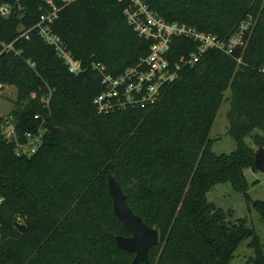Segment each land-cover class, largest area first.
<instances>
[{
    "label": "trees",
    "instance_id": "16d2710c",
    "mask_svg": "<svg viewBox=\"0 0 264 264\" xmlns=\"http://www.w3.org/2000/svg\"><path fill=\"white\" fill-rule=\"evenodd\" d=\"M144 1L164 20L220 39L248 15L253 23L231 54L210 51L183 68L152 107L106 114L91 102L99 76L91 69L69 74L35 30L13 41L17 53L0 52V83L15 88L10 113L18 138L41 122L55 129L43 131L29 156L15 155L0 135V264H129L133 253L114 242L129 232L112 213L109 173L127 207L157 231L147 260L136 264H229L247 238L250 263L264 264L253 229L227 220L230 214L206 199L213 185L228 183L264 221V199L249 197L243 173L257 171L245 139L264 148V0ZM122 7V0H75L59 9L51 27L73 57L116 74L147 47L126 25ZM46 8L42 0H19L18 9L0 17V49ZM45 84L47 109L39 100ZM223 99L234 148L215 154L208 131Z\"/></svg>",
    "mask_w": 264,
    "mask_h": 264
},
{
    "label": "built area",
    "instance_id": "2783aa9c",
    "mask_svg": "<svg viewBox=\"0 0 264 264\" xmlns=\"http://www.w3.org/2000/svg\"><path fill=\"white\" fill-rule=\"evenodd\" d=\"M42 1L47 8L41 11L30 27H18L17 36L6 44L1 43L0 52L11 50L17 53L13 49V41L19 37L26 38L30 30H35L36 35L53 49L69 74L77 75L91 69L99 76L100 90L91 100L98 114L126 108L152 107L159 100L162 90L179 78L183 68L200 61L210 51L231 54L242 43L253 23L252 17L248 15L237 22L234 30L225 39H220L184 22L164 20L151 10L144 0H122L121 14L126 25L139 39L147 42V47L146 52L140 55L133 65L111 74L100 62L90 61L85 64L73 57L52 30L51 25L59 9L75 0H60V6L54 5L52 0ZM18 8L19 0L0 3V17H7ZM27 63L32 66L29 61ZM260 71L264 73V65L260 67ZM8 86L0 83V107L8 96L5 91ZM44 86L45 92L40 95L39 100L42 107L47 109L51 89L46 84ZM11 109L0 111L1 138L13 145L15 155L29 156L39 147L45 129L41 122L35 132H24L23 139L20 140L15 132ZM33 117L37 118L38 115Z\"/></svg>",
    "mask_w": 264,
    "mask_h": 264
},
{
    "label": "rangeland",
    "instance_id": "374dc122",
    "mask_svg": "<svg viewBox=\"0 0 264 264\" xmlns=\"http://www.w3.org/2000/svg\"><path fill=\"white\" fill-rule=\"evenodd\" d=\"M8 93L1 105L0 111L4 112L8 108H14L15 88L11 85L5 90ZM227 95V90L224 96ZM228 109V100L223 99L216 111L212 124L208 131V138L213 139L210 149L213 153H227L234 148L232 139L225 134L227 120L225 113ZM245 142L250 144L253 152L257 147L251 144L246 138ZM244 176L249 184L247 193L251 199H264V185L262 184L264 176L258 171L250 169L243 170ZM206 199L215 206L220 207L224 212L229 213L227 220L234 222L236 219H242L245 226L251 227L259 238L262 252L264 255V221H262L257 213L250 207L249 203L243 200L240 193L233 191L228 183H218L213 185L206 192ZM249 238L242 240L232 253L229 264H251L250 257L252 250L247 246Z\"/></svg>",
    "mask_w": 264,
    "mask_h": 264
},
{
    "label": "water",
    "instance_id": "95a60500",
    "mask_svg": "<svg viewBox=\"0 0 264 264\" xmlns=\"http://www.w3.org/2000/svg\"><path fill=\"white\" fill-rule=\"evenodd\" d=\"M43 127L49 132L55 130L54 127L47 123H44ZM253 165L264 176V148L257 147L253 152ZM106 186L111 199L112 213L122 227L129 232L128 236H114L116 246L124 251L133 253L129 264L146 261L148 250L157 242L156 229L146 226L140 217L132 213L127 207L118 182L110 173L106 176ZM15 226L20 232H23V224L16 223Z\"/></svg>",
    "mask_w": 264,
    "mask_h": 264
}]
</instances>
